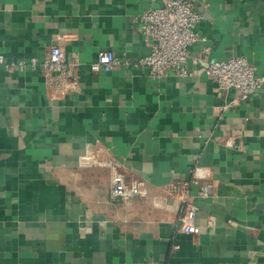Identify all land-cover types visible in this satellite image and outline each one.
I'll return each mask as SVG.
<instances>
[{
    "label": "crops",
    "instance_id": "1",
    "mask_svg": "<svg viewBox=\"0 0 264 264\" xmlns=\"http://www.w3.org/2000/svg\"><path fill=\"white\" fill-rule=\"evenodd\" d=\"M152 3L0 0L8 62L41 59L51 45L81 53L70 89L48 87L40 70L0 66V264H264V89L224 110L237 93L201 75L206 62L187 79L91 70L104 49L130 62L151 52L136 20ZM195 7L206 41L193 55L206 45L211 59L244 56L264 75V0ZM234 138L239 150L227 146ZM97 143L128 181H144V196L112 200L111 171L81 163ZM172 184L195 197L200 234L181 230Z\"/></svg>",
    "mask_w": 264,
    "mask_h": 264
},
{
    "label": "built area",
    "instance_id": "2",
    "mask_svg": "<svg viewBox=\"0 0 264 264\" xmlns=\"http://www.w3.org/2000/svg\"><path fill=\"white\" fill-rule=\"evenodd\" d=\"M160 4H150L138 16L136 22L144 42L150 47L151 52L134 62H130L114 51L104 49L99 51L97 58L91 63V70L95 73L113 71L131 66L136 69H145L156 81L165 77L175 76L180 79L194 77V70L190 65H200L206 62L207 66L201 72L210 80L217 83L225 92L235 91L237 96L233 101L224 106V110L238 101L246 102L264 89V75L257 72V67L244 56H233L223 60L210 58V47L204 45L201 56L191 53V47L206 39L200 34L199 25L203 15L196 10L197 0H156ZM69 36H62L60 41H65ZM81 53L73 51L69 55L63 46L51 45L46 48L41 59H20L8 62L0 55V66L8 71L25 72L26 70H40L48 87L54 89H70L78 85L71 81L72 70L79 67ZM241 143L238 138L228 142L231 149L239 150ZM82 165L106 167L111 171L112 187L111 198L114 201L128 203L144 196L143 184L140 179L127 180L123 173L122 161L112 157L109 151L100 144L87 147L81 159ZM200 167L191 170L192 181L199 183L203 179ZM172 193L184 203L185 212L179 217L182 231L198 235L201 232L196 224L197 206L189 189L184 185L172 184ZM213 193L211 184H203L200 197L206 198ZM186 205V207H185ZM175 248H178L176 246Z\"/></svg>",
    "mask_w": 264,
    "mask_h": 264
}]
</instances>
